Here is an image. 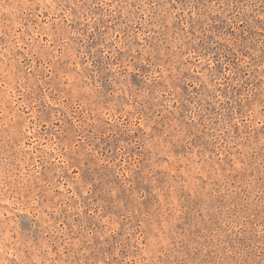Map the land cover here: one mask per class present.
Returning a JSON list of instances; mask_svg holds the SVG:
<instances>
[{
    "label": "rangeland",
    "instance_id": "obj_1",
    "mask_svg": "<svg viewBox=\"0 0 264 264\" xmlns=\"http://www.w3.org/2000/svg\"><path fill=\"white\" fill-rule=\"evenodd\" d=\"M0 264H264V0H0Z\"/></svg>",
    "mask_w": 264,
    "mask_h": 264
}]
</instances>
